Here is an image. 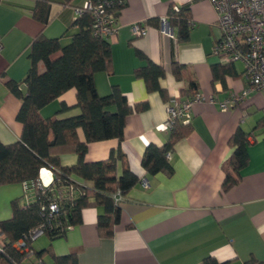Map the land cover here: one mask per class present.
<instances>
[{
	"label": "crops",
	"instance_id": "1",
	"mask_svg": "<svg viewBox=\"0 0 264 264\" xmlns=\"http://www.w3.org/2000/svg\"><path fill=\"white\" fill-rule=\"evenodd\" d=\"M46 1V0H45ZM0 0V141L10 144L21 139L23 125L17 119L21 100L8 87V80L22 83L31 67V42L38 36L60 37L63 45L78 31L73 26L75 8L86 0ZM45 3V4H44ZM189 5L194 22L189 39L180 41L161 27L172 6ZM47 17L39 20L35 13ZM217 10L212 0H129L119 16L118 33L109 38L112 44V68L94 76L99 94L107 95L114 87L126 95L131 105L146 104L126 118L124 138L93 141L88 145L87 161L107 159L113 149L121 148L130 168L140 177L121 203V222L113 237H102L98 231V214L102 209L86 207L81 222L69 228L64 236L49 235L33 243L40 251L51 245L56 255L75 253L79 264H201L207 256L231 264H245L251 256L264 262V88L250 94L230 110L209 102L193 106L192 132L178 141L170 157L173 172L148 173L142 157L149 144H165L171 130H158L168 119L167 105L177 98L191 96L188 78L198 83V91L208 97L224 100L249 85L241 61L231 64L223 79H215L213 65L220 62L214 45L222 36L217 24ZM145 22V36L136 37L132 24ZM141 54L142 57L139 55ZM60 55L56 53L55 56ZM152 61L165 70L159 91H148L145 81L136 77L139 66ZM185 66L182 77L174 74V64ZM40 70L44 71L43 63ZM62 105H66L59 112ZM77 90L71 88L41 109V115L67 118L80 114ZM241 127L253 132L249 137L250 160L241 178L224 191L223 163L234 148L229 139ZM81 140L85 133L78 130ZM63 165H74L75 153L61 155ZM123 163L118 166V173ZM81 181V180H80ZM144 181H146L144 183ZM27 183L0 185V221L13 215L11 203L21 199L27 204ZM91 185L90 183H86Z\"/></svg>",
	"mask_w": 264,
	"mask_h": 264
},
{
	"label": "trees",
	"instance_id": "2",
	"mask_svg": "<svg viewBox=\"0 0 264 264\" xmlns=\"http://www.w3.org/2000/svg\"><path fill=\"white\" fill-rule=\"evenodd\" d=\"M45 1V0H43ZM48 0L45 1V3ZM70 2L72 0H62ZM44 3V4H45ZM117 6L114 11L120 16L127 5ZM172 6L168 16L170 26L177 31V39L187 41L194 26L189 5ZM35 16L44 22L47 17L39 13ZM94 19L89 12L77 17L73 26L78 31L71 35V41L65 45L61 38L36 37L30 45L29 57L31 67L21 82L8 80L7 87L21 100L17 119L23 125L21 139L10 144L0 141V185L28 183L35 191L36 199L23 204L21 199L11 203L13 215L10 219L0 221V232L7 237V243L0 250V264H36L31 261L33 255L18 252L14 243L29 230L46 224L47 234L52 239L64 236L68 225L81 222V212L84 208L94 206L102 209L98 214V231L102 237H113L115 226L121 222V203L115 201L114 195L120 191L125 197L131 189L140 182V177L128 165L126 154L119 147L113 149L107 159L87 161L88 145L93 141L124 138L126 118L134 111L146 108V104L131 105L126 95L114 87L107 95L98 93L94 76L98 72H109L112 68V44L109 38L94 34ZM60 55L55 56L56 53ZM141 57L142 55L139 54ZM43 63L45 70H40ZM232 63L218 62L213 65L215 79H223L230 72ZM184 65L175 63L174 74L182 77ZM136 77L145 81L148 91H159L166 98L165 89L160 86V78L165 76L162 66L148 61L134 71ZM189 88L186 95L194 97L198 91L196 80L188 78ZM77 90V106L81 112L76 116L58 118L56 114L44 117L41 109L56 100L67 90ZM67 108L62 105L59 112ZM264 124V117L255 129ZM85 133L81 140L78 130ZM193 130L190 123L181 120L175 122L168 141L158 146L149 144L142 157L144 169L156 175L162 171L173 172V166L167 157L173 153L178 141L187 137ZM253 132H247L239 127L229 139L234 148L231 156L223 163L225 178L222 184L224 191L234 186L241 178L242 170L248 165L250 156L249 137ZM75 153L78 160L74 165H63L61 155ZM123 170L119 174V163ZM48 167L55 175V189L74 185L79 193L74 198H63L60 201V211L48 217L49 204L54 192L39 184L41 168ZM81 180V181H80ZM90 183L88 185L86 183ZM42 264L47 256H51L50 264H79L77 255L70 253L56 255L51 245L34 254ZM201 264H231L229 261H219L213 256H207ZM245 264H264L255 256L246 260Z\"/></svg>",
	"mask_w": 264,
	"mask_h": 264
},
{
	"label": "built area",
	"instance_id": "3",
	"mask_svg": "<svg viewBox=\"0 0 264 264\" xmlns=\"http://www.w3.org/2000/svg\"><path fill=\"white\" fill-rule=\"evenodd\" d=\"M217 10V24L222 32L221 38L214 45L213 52L222 63H234L241 61L245 67V75L249 80V85L240 92L233 93L230 97L219 100L214 95L208 97L197 92L194 97L181 100L177 98L175 102L167 105L168 119L158 126V130H172L176 121L191 123L192 109L196 103L209 102L217 105L222 110H230L238 103L245 100L250 94L264 88V0H212ZM129 0H86L83 5L75 8L77 17L89 12L93 19L94 34L100 37L111 38L118 33L119 17L114 9L128 3ZM178 10V7H175ZM168 17L161 19L163 30L168 25ZM148 26L145 22H135L132 24L134 36H145ZM169 34L177 38L173 31ZM3 51V42L0 37V54ZM172 153H168L170 159ZM55 175L52 169L43 167L39 173V184L44 188H51L54 192L53 199L49 204L50 212L48 217L52 218L54 213L60 211V201L63 198L71 199L79 193L74 186H65L62 189H55ZM146 181H144L145 183ZM27 203L36 199L35 191L30 184L25 186ZM117 203L124 201V196L120 191L114 195ZM72 225H68V229ZM47 234L46 224H41L27 233L14 243L15 249L26 255L35 256L34 241ZM7 243V237L0 232V250H3ZM37 264H42L39 261Z\"/></svg>",
	"mask_w": 264,
	"mask_h": 264
},
{
	"label": "rangeland",
	"instance_id": "4",
	"mask_svg": "<svg viewBox=\"0 0 264 264\" xmlns=\"http://www.w3.org/2000/svg\"><path fill=\"white\" fill-rule=\"evenodd\" d=\"M46 236H47V235H43V237H41V239L38 240V242H39V241H42L44 238H46ZM38 242L34 241V243H38ZM31 261H33V262L36 263V264L39 262V260L37 259L36 256L32 257ZM45 262L50 264V263L52 262V258H51V256H47V257L45 258ZM28 263H29V262H28ZM28 263H27V264H28Z\"/></svg>",
	"mask_w": 264,
	"mask_h": 264
},
{
	"label": "water",
	"instance_id": "5",
	"mask_svg": "<svg viewBox=\"0 0 264 264\" xmlns=\"http://www.w3.org/2000/svg\"><path fill=\"white\" fill-rule=\"evenodd\" d=\"M167 27H168V25H167Z\"/></svg>",
	"mask_w": 264,
	"mask_h": 264
}]
</instances>
